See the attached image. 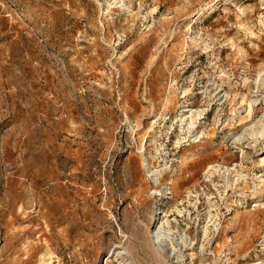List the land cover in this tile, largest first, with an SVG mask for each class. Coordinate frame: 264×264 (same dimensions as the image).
Listing matches in <instances>:
<instances>
[{"label": "rangeland", "instance_id": "374dc122", "mask_svg": "<svg viewBox=\"0 0 264 264\" xmlns=\"http://www.w3.org/2000/svg\"><path fill=\"white\" fill-rule=\"evenodd\" d=\"M119 6L0 0V264H118L120 250L165 264L148 238L150 194L165 186L162 208L187 239L178 264L192 252L194 264H264V207L234 202L250 203L252 177L264 179V139L234 146L228 135L264 114L263 102L249 108L264 94V0ZM213 84L229 94L218 105L201 94ZM183 88L188 107L205 110L207 136L190 145L175 144ZM143 155L168 166L157 186ZM210 164H238L230 177L247 181L223 192L215 176L218 193L203 178ZM203 192L219 205L205 238Z\"/></svg>", "mask_w": 264, "mask_h": 264}, {"label": "bare ground", "instance_id": "6f19581e", "mask_svg": "<svg viewBox=\"0 0 264 264\" xmlns=\"http://www.w3.org/2000/svg\"><path fill=\"white\" fill-rule=\"evenodd\" d=\"M119 7H123L124 0H118ZM117 3V2H116ZM122 10V9H121ZM260 75V74H259ZM258 75V77H259ZM257 78L255 80V83L257 82ZM214 84L212 85V87ZM203 91H201V94L208 98L210 101L215 100L218 104L222 103L223 101H226L229 97V94L227 92H222L223 90L219 89L217 86L213 87V90H210L207 88V85L202 86ZM181 99L180 102V110L175 116L174 122L177 123L178 127V134L176 135L175 144L179 145L180 143H186V145H190L191 143H197L203 138L207 136L205 131L202 130V120L205 118V110L204 109H192L189 108V98L188 95L191 93L189 92L188 88L181 89ZM191 95V94H190ZM263 102L264 106V94L260 97L251 98L250 100V107L258 106ZM172 127V126H171ZM241 132L238 133H232L228 132V135L230 136L232 140V144L236 146L237 144L241 145L243 140H250L251 143H253V146H255L259 141L264 139V114H262L259 118H255V120L251 121L250 123L244 124L240 128ZM241 149V157L244 156V151ZM144 147L141 146L140 152L144 154ZM164 151L163 146L157 145L155 148V155L156 158H162ZM263 152V151H262ZM165 154V153H164ZM165 163V162H164ZM261 165V170H264V155L263 153L259 154V162ZM143 168L146 170L147 177L152 180L153 184L157 186L160 183V178L162 175L168 171V166L165 164L161 167H156L154 165H151L148 161V159L143 155L142 157V164ZM238 164H233L232 167L228 166H221L219 164H210L207 166L203 173V178L206 182L210 183L215 190L220 193L219 185L217 182H215L213 179L215 176L223 178L224 185H223V192L226 191L228 188H235L238 184L245 183L247 180V175H235L233 174L232 177H230V173L233 171H237ZM240 169V168H239ZM170 170V169H169ZM171 171V170H170ZM169 171V172H170ZM172 172V171H171ZM241 174V173H240ZM220 179V178H219ZM251 179V178H250ZM252 183H253V196L251 197L250 203H248L246 197L244 194L240 193L236 195V200L234 201L235 204L240 208H246L247 206H252L255 208L264 207V179L261 178V175L254 174V179L252 177ZM166 191L162 192L160 190H153L150 195L156 197L155 205H153L152 214L150 217V222L148 225V238L149 242L151 244L152 249L156 252L157 256L159 258H162L163 262L165 264H173L180 261L179 259L183 258L181 255V247L187 245V239L186 236L182 233H178V230L175 231L171 225L172 221H175L176 223V217H174L172 220L169 219V214L163 210L162 205L164 203V198L166 197L167 191L170 190V187L165 188ZM203 195L206 198V202L209 206V210L204 214L203 217L200 218L201 220V232L203 238H205L209 231L210 226H213L214 229L217 227L216 220L218 217V203H216L211 196H209L207 193L203 192ZM187 200L190 202L191 197H196V195H192L191 191L187 192ZM197 200L193 202V206H196ZM214 208L215 213H212V209ZM227 210L231 211V205L230 207L227 206ZM175 212L177 215L182 216L183 211L175 206ZM188 212V210H187ZM190 213V212H189ZM189 213H187L189 215ZM219 224V223H218ZM219 226V225H218ZM217 230V229H216ZM262 245L264 247V239L262 241ZM190 243V242H189ZM188 243V244H189ZM204 250L203 244L199 246V252ZM165 255V256H164ZM195 253H191L190 257V264H194L193 259L195 257ZM116 256H118V264H135L132 261L128 260L127 254L124 250H120L117 252ZM178 264V263H177Z\"/></svg>", "mask_w": 264, "mask_h": 264}]
</instances>
